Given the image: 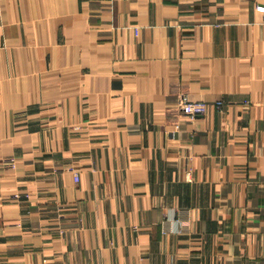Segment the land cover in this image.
Wrapping results in <instances>:
<instances>
[{
    "label": "crops",
    "instance_id": "crops-1",
    "mask_svg": "<svg viewBox=\"0 0 264 264\" xmlns=\"http://www.w3.org/2000/svg\"><path fill=\"white\" fill-rule=\"evenodd\" d=\"M0 264H264V0H0Z\"/></svg>",
    "mask_w": 264,
    "mask_h": 264
},
{
    "label": "built area",
    "instance_id": "built-area-1",
    "mask_svg": "<svg viewBox=\"0 0 264 264\" xmlns=\"http://www.w3.org/2000/svg\"><path fill=\"white\" fill-rule=\"evenodd\" d=\"M217 108H221L224 104L222 100H218L216 103ZM208 103L204 100H193L187 93H182L178 98V107L182 114L188 117H197L204 115L208 108ZM76 181H79L77 173L74 174Z\"/></svg>",
    "mask_w": 264,
    "mask_h": 264
}]
</instances>
